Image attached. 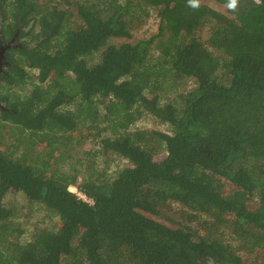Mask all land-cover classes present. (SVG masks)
Returning <instances> with one entry per match:
<instances>
[{"label":"trees","instance_id":"obj_1","mask_svg":"<svg viewBox=\"0 0 264 264\" xmlns=\"http://www.w3.org/2000/svg\"><path fill=\"white\" fill-rule=\"evenodd\" d=\"M2 2L29 33L0 74V130L17 139L0 142V264H264V0ZM153 12L157 34L111 44ZM185 79L178 103L154 92ZM144 113L170 132L133 129ZM11 192L56 224L21 242Z\"/></svg>","mask_w":264,"mask_h":264},{"label":"rangeland","instance_id":"obj_2","mask_svg":"<svg viewBox=\"0 0 264 264\" xmlns=\"http://www.w3.org/2000/svg\"><path fill=\"white\" fill-rule=\"evenodd\" d=\"M209 7L213 8L217 12L229 15L228 10L229 8L227 6L220 5L216 2H205ZM159 18L156 14V12H153L151 18L147 21V23L139 28L138 30L133 32V39H119L115 40L112 39L110 42L111 44H122V43H133L142 39H149L155 34H157L159 30ZM210 28L204 29L200 32V37L202 40L208 44L209 37H210ZM221 56V55H220ZM90 65L97 64L100 61V55L94 56L92 59L87 60ZM33 79H35V82H37V76L38 71L34 70L31 71ZM163 89L159 91L155 90V94H158L161 98V101L163 103L168 102H180V98L183 95L188 94L190 91H192L196 85L194 80L192 79H185L184 81H178V80H168L164 83H162ZM32 87L28 86L25 89H14L18 95L21 97H27L31 92ZM1 91V89H0ZM4 94H6V90H3ZM12 89L10 92H12ZM1 94V92H0ZM148 97L151 98L152 94L148 93ZM1 104V103H0ZM4 107V104H3ZM133 129H143V130H157L165 133L170 132V127L166 124L160 123L156 118L151 116L148 113H144L141 118L134 124ZM12 127L7 126L6 132L0 130V142L3 144L4 148H8L11 144H14V142L17 141V139L13 136H11ZM82 133H84V128L81 130ZM16 133L17 130H16ZM92 145L90 144V141L86 144V149H90ZM78 157L79 155H82V150L79 154L77 153ZM116 161L110 165V173L106 175L107 177H115L117 173L125 167L127 164L126 161L115 158ZM82 178H79L78 182L82 183ZM71 191L78 194L80 191L75 188L71 187ZM6 206L9 208H12L15 210V214H17L15 218V222L20 224L21 230H24L23 237L21 238V242L26 243L29 241L34 234L35 231L40 230L42 228H52L56 224L55 218H50L47 211L44 209V207L40 204H30L23 193H9L5 199ZM167 211L170 215L176 217L178 221H181L179 216L183 212V207L179 205H173L172 207H168ZM252 260V258H251Z\"/></svg>","mask_w":264,"mask_h":264},{"label":"flooded vegetation","instance_id":"obj_3","mask_svg":"<svg viewBox=\"0 0 264 264\" xmlns=\"http://www.w3.org/2000/svg\"><path fill=\"white\" fill-rule=\"evenodd\" d=\"M3 4L4 2L0 4V74L6 75L10 69L15 68L13 58H18L17 52L27 49V33H29V27L19 26L16 21V28H12L11 23L13 20L5 19L4 15H2L1 8L4 7ZM0 103V110H5V104L3 102Z\"/></svg>","mask_w":264,"mask_h":264},{"label":"built area","instance_id":"obj_4","mask_svg":"<svg viewBox=\"0 0 264 264\" xmlns=\"http://www.w3.org/2000/svg\"><path fill=\"white\" fill-rule=\"evenodd\" d=\"M79 196H80V198H82L83 200H85V201H87V202H89V203H93V201L92 200H90V199H88L85 195H83V194H79Z\"/></svg>","mask_w":264,"mask_h":264},{"label":"clouds","instance_id":"obj_5","mask_svg":"<svg viewBox=\"0 0 264 264\" xmlns=\"http://www.w3.org/2000/svg\"><path fill=\"white\" fill-rule=\"evenodd\" d=\"M0 102H1V101H0ZM75 194H76V193H75ZM79 194H83V193L80 192V193H78L77 195L79 196ZM83 195H84V194H83ZM79 197H80V196H79ZM81 199H82V198H81ZM84 201H85V200H84ZM86 202H87V201H86ZM88 203H89V202H88Z\"/></svg>","mask_w":264,"mask_h":264}]
</instances>
